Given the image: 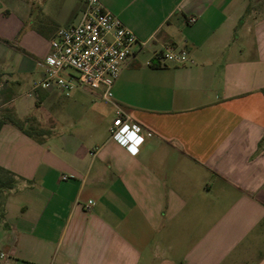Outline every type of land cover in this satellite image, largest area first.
I'll return each mask as SVG.
<instances>
[{"label": "crops", "instance_id": "0c3cea01", "mask_svg": "<svg viewBox=\"0 0 264 264\" xmlns=\"http://www.w3.org/2000/svg\"><path fill=\"white\" fill-rule=\"evenodd\" d=\"M100 1L145 41L111 102L32 88L83 2L0 0V118L39 133L0 126V264H264V0ZM115 105L143 128L129 146Z\"/></svg>", "mask_w": 264, "mask_h": 264}, {"label": "built area", "instance_id": "2783aa9c", "mask_svg": "<svg viewBox=\"0 0 264 264\" xmlns=\"http://www.w3.org/2000/svg\"><path fill=\"white\" fill-rule=\"evenodd\" d=\"M79 1L84 8L78 20L58 27L50 38L42 75L33 81L32 88L56 89L69 96L77 87L86 86L101 90L102 99L111 102L112 87L121 69L135 59L136 51L145 41H140L100 0ZM195 20L196 16L187 19L189 23ZM154 58L161 65L193 63L185 48L165 46L154 53ZM142 133L143 128L123 108L115 105L108 128L109 138L121 146H129Z\"/></svg>", "mask_w": 264, "mask_h": 264}, {"label": "trees", "instance_id": "16d2710c", "mask_svg": "<svg viewBox=\"0 0 264 264\" xmlns=\"http://www.w3.org/2000/svg\"><path fill=\"white\" fill-rule=\"evenodd\" d=\"M263 93H264V89H263ZM8 121L11 124H13L14 126H16L19 129L24 130L26 133L29 134H39L38 132H36L34 130V128H32L31 126H25L24 125V121H20L12 116H5V117H1L0 118V126L5 122ZM0 172H4L6 173L3 168L0 167ZM7 174V173H6ZM8 175V174H7ZM10 185H12V179L7 176L6 181L4 182L3 180L0 179V189L5 188V187H10ZM2 219V210H1V204H0V221Z\"/></svg>", "mask_w": 264, "mask_h": 264}, {"label": "rangeland", "instance_id": "374dc122", "mask_svg": "<svg viewBox=\"0 0 264 264\" xmlns=\"http://www.w3.org/2000/svg\"><path fill=\"white\" fill-rule=\"evenodd\" d=\"M30 78H26V81H29ZM32 92V91H31ZM60 96V95H59ZM23 99L25 100V102H27L30 105H33V101H34V96L32 95H27V93L25 94V96L23 97ZM27 126H31L32 128L37 127L36 123L33 120H29V122L27 123ZM7 174L4 172H0V179L3 180L4 182L7 179ZM1 196V195H0ZM0 202H1V197H0Z\"/></svg>", "mask_w": 264, "mask_h": 264}]
</instances>
